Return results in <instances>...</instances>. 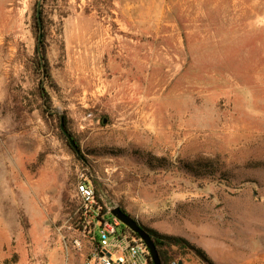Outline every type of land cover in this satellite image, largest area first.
Here are the masks:
<instances>
[{
    "label": "rangeland",
    "instance_id": "374dc122",
    "mask_svg": "<svg viewBox=\"0 0 264 264\" xmlns=\"http://www.w3.org/2000/svg\"><path fill=\"white\" fill-rule=\"evenodd\" d=\"M38 3L43 86L81 160L40 111ZM92 179L202 252L181 264H264V0H0V264L83 260L75 185Z\"/></svg>",
    "mask_w": 264,
    "mask_h": 264
},
{
    "label": "built area",
    "instance_id": "2783aa9c",
    "mask_svg": "<svg viewBox=\"0 0 264 264\" xmlns=\"http://www.w3.org/2000/svg\"><path fill=\"white\" fill-rule=\"evenodd\" d=\"M75 190L80 199L81 238L74 239L72 247L82 250L83 242L88 243L83 264H148L145 245L110 214L111 207L96 196L93 188L85 180H79Z\"/></svg>",
    "mask_w": 264,
    "mask_h": 264
},
{
    "label": "trees",
    "instance_id": "16d2710c",
    "mask_svg": "<svg viewBox=\"0 0 264 264\" xmlns=\"http://www.w3.org/2000/svg\"><path fill=\"white\" fill-rule=\"evenodd\" d=\"M37 6L38 5H36V8H37ZM39 12H40V18H41L42 40H41V44L38 46V43H37V46H36V52H35L36 57H35V62H34V69L37 70V73L41 75V80L38 82L36 89H35L36 95L38 96L39 100L41 101L40 111H41V114L43 116L46 115V116L51 117V118L56 117V120L58 122L59 135H60L61 140H63V142L66 144V146L69 148L71 153L75 156V158L77 160H81L79 158V156L75 154L74 150L70 147L69 142H68L67 138L65 137V135L61 132L60 127H59V122H60L59 115H57V113L54 112L53 107H52L51 97L43 86V82H42L43 78H46V76L48 74V69L46 66V60L44 58V55L39 52V51H42L41 48H43L42 42L44 39V31H43V29H44V6H43V3L39 4ZM34 28H35V31L37 33L36 40L38 42L37 38H38L39 28H38V24H37L36 14L34 16ZM63 121H64L65 128L68 131V127H67L68 123H67L66 118L64 116H63ZM72 139H73V137H72ZM74 141L77 144V146L79 147L77 141L76 140H74ZM86 184L93 188L96 196H99L101 194L100 188L98 187V184L93 179L90 180V182L86 181ZM75 192H76V190H75ZM78 199H79V197H78ZM79 207H80V204L77 206V208H74L75 220L72 219L73 220L72 223L76 224V225L78 224V227L80 228L79 223L81 221V214L79 212ZM119 208L123 212L128 214L122 208V206H119ZM71 212H73V210ZM145 230L152 237L162 264H170V262H172V261H175L177 264H179L180 260L176 259L177 256L182 257L188 251H194L195 253H197L198 255L203 257L202 252H200L199 250H195V248L193 246H191L186 240H184L182 238L161 235L154 230H150V229H146V228H145ZM148 264H152V263L149 261Z\"/></svg>",
    "mask_w": 264,
    "mask_h": 264
},
{
    "label": "water",
    "instance_id": "95a60500",
    "mask_svg": "<svg viewBox=\"0 0 264 264\" xmlns=\"http://www.w3.org/2000/svg\"><path fill=\"white\" fill-rule=\"evenodd\" d=\"M39 4L36 8V18H37V24L39 28V33H38V46L41 44L42 40V34H41V18H40V12H39ZM59 127L61 132L65 135L67 138L70 147L74 150L75 154L80 156L81 152L75 141L72 139L70 133L67 131L64 125L63 121V115H59ZM110 214L118 219L122 225H124L126 228H128L131 233H133L147 248L150 262L152 264H162L161 260L159 258L156 246L154 244V241L150 234L145 230L144 227H142L135 219H133L130 215L126 214L123 212L118 206L111 207L110 209ZM181 264V262L179 263Z\"/></svg>",
    "mask_w": 264,
    "mask_h": 264
},
{
    "label": "crops",
    "instance_id": "0c3cea01",
    "mask_svg": "<svg viewBox=\"0 0 264 264\" xmlns=\"http://www.w3.org/2000/svg\"><path fill=\"white\" fill-rule=\"evenodd\" d=\"M42 213V211L40 212L39 209H31V212L29 214V216L31 218H37L40 216V214ZM45 234V232H43V235ZM31 236H33L35 238V240H38L39 237L41 236V233H39L36 229L31 230ZM85 242V241H84ZM88 243H84V247H83V251L87 252L88 249ZM45 254H46V259L44 264H83L84 258L83 260L79 259L76 260L75 258H73V256H71V258H63L62 255L60 254V248L58 247H48L46 249H44ZM85 257V255H84Z\"/></svg>",
    "mask_w": 264,
    "mask_h": 264
}]
</instances>
